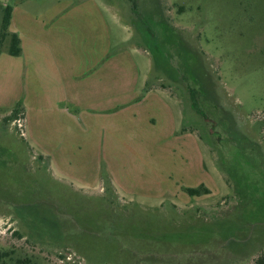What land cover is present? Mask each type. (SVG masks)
<instances>
[{
    "label": "rangeland",
    "instance_id": "374dc122",
    "mask_svg": "<svg viewBox=\"0 0 264 264\" xmlns=\"http://www.w3.org/2000/svg\"><path fill=\"white\" fill-rule=\"evenodd\" d=\"M25 1L0 0V36L4 7ZM32 1L37 21L62 13L53 22L60 48L82 63L109 36L129 64L115 71V84L130 76L133 99L157 93L175 136L160 122L151 130L139 119L121 122L108 153L117 180L103 166L98 184L72 182L30 136L26 75L20 83L7 68L0 264H117L130 254L123 244L141 249L134 264H255L264 251V0ZM202 185L210 194L185 192ZM113 214L118 225L108 230Z\"/></svg>",
    "mask_w": 264,
    "mask_h": 264
},
{
    "label": "crops",
    "instance_id": "0c3cea01",
    "mask_svg": "<svg viewBox=\"0 0 264 264\" xmlns=\"http://www.w3.org/2000/svg\"><path fill=\"white\" fill-rule=\"evenodd\" d=\"M32 2H14L9 32L19 36L22 55L13 57L7 49L2 50L0 82L7 68L20 73V83L26 75L29 93L24 103L30 136L41 139L39 147L61 177L93 186L106 166L111 179L117 180L114 169L119 168L112 164L108 153H115L114 131H119V124L139 119L151 130L160 122L169 135L175 136L171 124L174 115L168 106L161 108L163 100L157 98V93L133 99V94L139 93L131 88L130 76L121 87L115 84V71L129 64L112 51L109 36L103 40V49L87 54L82 63L75 51L60 48L63 39L53 22L62 13L37 21L30 12L35 9ZM149 136L147 147L152 145L153 135Z\"/></svg>",
    "mask_w": 264,
    "mask_h": 264
},
{
    "label": "trees",
    "instance_id": "16d2710c",
    "mask_svg": "<svg viewBox=\"0 0 264 264\" xmlns=\"http://www.w3.org/2000/svg\"><path fill=\"white\" fill-rule=\"evenodd\" d=\"M14 1V0H12ZM132 3L135 2V0H130ZM4 16H3V22H2V34L0 36V55L2 53V47L3 44L5 43V41H9V45L6 48L8 50V54L10 56L13 57H20L22 55V47H21V40L19 38V36L17 34H12L9 32V27L11 24V19H12V13H13V6L12 5H8L6 7H4ZM194 106L197 108V104L196 102L194 103ZM22 107L21 104H18V106L16 107V109L14 110L11 119H14L17 117L18 113H19V108ZM107 177V175L105 176ZM185 192L190 196V197H200L203 195H208L210 194V190L208 188H206L205 186H200L199 188H187L185 189ZM112 213V212H111ZM116 216V215H115ZM114 214H113V218H109L107 219L106 222V228H108V230L111 229L112 226L118 225V223H114V220H117L119 218H115ZM120 221V220H119ZM115 234L117 235V238L120 237L121 233H125V231H119L118 229H114ZM101 237H104L107 235L106 233L104 234H100ZM122 235V234H121ZM125 235V234H124ZM165 244V243H164ZM167 246V244H166ZM120 247V246H119ZM136 247H129L126 244L122 245V248H119V251L123 252V254H126L127 252H130V254H128L127 258H125L126 262H120L119 260L116 261L117 264H134L135 263V258L138 256V254L140 253L141 249H136ZM143 249V248H142ZM147 249V248H146ZM162 249V248H161ZM144 250V249H143ZM151 252H153V254L158 251V249H150ZM118 252V250H117ZM7 258V255H1L0 256V260H5ZM170 260V258L166 257V259H164V261H161V263H166ZM92 264H104L103 262H97V261H91ZM160 263V264H161ZM21 264H29V261H25L22 262ZM167 264V263H166ZM255 264H264V251L258 256V258L255 261Z\"/></svg>",
    "mask_w": 264,
    "mask_h": 264
},
{
    "label": "built area",
    "instance_id": "2783aa9c",
    "mask_svg": "<svg viewBox=\"0 0 264 264\" xmlns=\"http://www.w3.org/2000/svg\"><path fill=\"white\" fill-rule=\"evenodd\" d=\"M18 122H19V124H21L20 121H18ZM19 126H20V125H19Z\"/></svg>",
    "mask_w": 264,
    "mask_h": 264
}]
</instances>
